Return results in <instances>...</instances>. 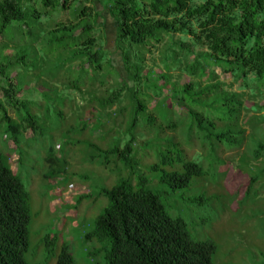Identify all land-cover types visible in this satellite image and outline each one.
Returning a JSON list of instances; mask_svg holds the SVG:
<instances>
[{
  "label": "trees",
  "instance_id": "obj_1",
  "mask_svg": "<svg viewBox=\"0 0 264 264\" xmlns=\"http://www.w3.org/2000/svg\"><path fill=\"white\" fill-rule=\"evenodd\" d=\"M92 3L107 9L116 23L114 47L120 54L125 78H121L110 64V53L105 49ZM41 6L50 19L55 13H69L72 17V20L66 17L67 22L55 20L51 32H59V36L50 37L55 41H46L52 45L47 54L66 57V62H78L79 71L83 72L81 81L72 82L67 81L64 72L59 79L55 76L60 70H51L40 79L47 87V95L56 94L55 84L59 82L64 89L86 94L89 98L84 106L93 102L100 104L107 119L111 118L108 114L111 106L120 104L126 97L130 107L127 132L135 131L139 123L142 129L155 130V117L148 106L153 99L163 95L165 86L171 92L168 98H163L166 109L173 108L170 106L174 104V95L175 102L176 98L179 100L188 118L185 123L181 117L185 127L178 130V122H172L163 129L178 130L182 139L187 134L188 145L195 142L203 152L186 157L181 148L184 146L174 142L172 137L170 144L178 146L184 159L179 160L182 162L178 165L180 170L173 167L163 173V182L183 188L190 186L194 178L200 179L208 172L201 161L207 148L211 155H217L218 148L237 150L244 144L246 128L242 124H249L253 131L248 135L249 144L240 163L247 166L249 158L250 161L264 160V0H0V39L1 46H5L3 52L0 49V57L4 55L0 59H6L0 61L4 69L0 74H6L12 67L24 66L26 59L24 52L5 55L13 46H8L3 39L4 29L17 28V39L23 40L30 32L27 30L30 22L42 18ZM174 35H177L175 39ZM37 37L32 36L33 39ZM25 44L17 42L15 49H23ZM157 52L161 69L153 66V54ZM208 60L229 76V86L235 88L234 91L222 87L224 84L217 73L206 66ZM69 70L76 71V68ZM175 71L184 74L189 81L179 86L173 84L172 73ZM89 73L92 81L87 80ZM3 78L6 83L0 85L3 99L0 123L8 122L11 133H19L20 126L22 133L29 129L32 133L34 117L30 113L20 116V122L15 125L7 116L5 105L19 111L27 102L18 98L17 78L9 74ZM159 80H162V86L158 84ZM61 96L62 103L65 99L70 102V96ZM247 98L259 101L250 102L247 107L244 105ZM211 99L206 107H226V115L207 117L203 103ZM84 106L81 109L88 111ZM178 106L176 111L179 113ZM125 110V107L119 109L118 114L122 115ZM242 110L251 114L240 121ZM97 118L95 121L102 116ZM219 125L223 130L215 133V127ZM261 133L263 135L257 138ZM140 138H145L142 133ZM254 138L257 140L252 145ZM132 142L129 140L121 150L115 149L117 162L123 166L134 161ZM168 161L163 157L151 168L166 167ZM131 174L129 172L127 179L109 189L103 188L98 194L107 205L93 219L92 229L83 234L87 244L95 245L86 255L90 256L97 245L107 242L110 250L106 252V264H212L216 254L213 242L193 238L186 223L168 216L159 195L144 187L145 179H134L132 184ZM261 176H264V167L248 178L246 195L259 185ZM29 211V196L11 171L8 159L0 153V264H28L23 254L28 247ZM54 239L52 237L48 244L52 245ZM55 264H72L64 242L60 244Z\"/></svg>",
  "mask_w": 264,
  "mask_h": 264
},
{
  "label": "rangeland",
  "instance_id": "obj_2",
  "mask_svg": "<svg viewBox=\"0 0 264 264\" xmlns=\"http://www.w3.org/2000/svg\"><path fill=\"white\" fill-rule=\"evenodd\" d=\"M92 7L97 14L96 23L104 36L105 49L110 53V64L121 78H125L120 54L114 47L116 23L103 6L92 3ZM39 11L42 18L38 22H30L27 29L30 32L26 33L23 40L20 37L17 39V28H5L2 34L8 46H13L5 55L10 52L12 55H21L20 52H24L26 56L24 66L12 67L6 74H0V85H5L6 79L3 77L8 74L17 78L20 91L18 98L27 102L19 111L5 105L7 116L14 125L20 122V116L27 113L34 117L32 133L30 129L22 133V126L19 133H11L8 122L0 123V153L8 159L11 171L29 196L28 247L23 254L25 262L55 264L60 244L64 242L72 257V264H106V252L110 250V245L107 242L97 245L95 251L88 256L86 254L95 245L87 244L83 240V234L92 229L93 219L107 205L105 199L98 197L101 190L109 189L120 180L127 179L130 172L133 175L130 182L133 184L134 179H145L144 187L159 195L168 216L180 218L186 223L193 238L213 242L216 254L212 264H264V176L259 178V185L246 195L248 178L264 167V160L250 161L249 158V165L242 166L240 163V158L247 151L248 135L253 131L252 127L242 124L246 128V139L237 150L218 148L217 155H211L207 148L206 156L201 161L208 172L200 179L194 178L190 186L176 188L163 182V173L173 167L180 170L179 166L182 165L179 161L183 158L182 152L177 149V145L170 144L172 137L174 142H180L184 146L181 148L186 157L203 152L195 142L192 146L188 145L187 134L182 139V135L176 132L183 130L185 126L182 121L186 123L188 119L179 100L176 98V104L174 95L172 100L175 105L171 104L170 107L173 105V108L166 109L163 98H168L171 92L165 86L163 95L153 99L148 106L149 112L155 117V130L149 132L142 129V124L139 123L135 131L127 132L125 130L130 107L126 97L121 99L120 104L111 106L108 111L111 118L107 119L100 104L93 102L84 106L88 104L86 102L89 97L86 94L80 95L64 89L59 82L55 84L56 94L51 92L47 95V87L42 85L40 79L51 70H60L55 76L59 79L64 72L68 77L67 81L72 82L81 81L83 72L79 71L78 62H66V57H51L47 54L52 45L46 44V41H55L50 40V37L59 36V32H51L56 24L55 20L67 22V18L72 20L71 15L55 13L50 19L48 12L44 14L46 10L42 6ZM30 34L38 37L33 39ZM176 37L177 35L173 36L174 39ZM17 42L26 44L23 49H15ZM2 44L0 39V49L3 52L5 46H1ZM56 46L57 42L54 44L55 48ZM153 56L154 68L161 69L159 53H154ZM0 58H4V55ZM149 58L147 55L148 62ZM0 61L4 62L6 59ZM1 65L0 63V73L4 72ZM206 66L217 73L224 89L231 88L228 75L209 60L206 61ZM71 68H76V71H70ZM172 77L171 81L176 86L188 80L178 71L173 72ZM87 80H93L91 73ZM158 84L162 86V80ZM233 89L235 88H231ZM61 95L70 96V102L65 99L62 103ZM2 100L0 97V102ZM211 101L212 99L203 103L207 117L226 115V107L216 105L207 108ZM258 101L247 98L244 105L248 107L250 102ZM177 105L183 116H179L176 111ZM82 106L89 109L90 113L84 112ZM123 107L126 110L119 115L118 111ZM250 114V111L242 110L240 121ZM97 116H102V119L95 121ZM172 122H178V130L163 129ZM222 130L223 126L219 125L214 132L220 133ZM140 133L145 138L141 139ZM262 135L263 133L257 138ZM257 138L251 139L252 145ZM129 140H133L131 157L137 166L134 161L123 166L116 159L115 149L121 150ZM221 145L227 147L225 144ZM163 157L169 159L167 166H159L153 170L151 166L159 164ZM218 158L221 160L218 161ZM52 237L55 239L51 245L48 241Z\"/></svg>",
  "mask_w": 264,
  "mask_h": 264
}]
</instances>
